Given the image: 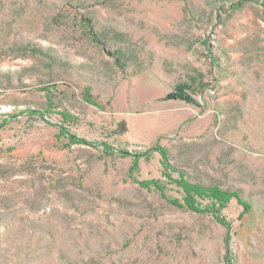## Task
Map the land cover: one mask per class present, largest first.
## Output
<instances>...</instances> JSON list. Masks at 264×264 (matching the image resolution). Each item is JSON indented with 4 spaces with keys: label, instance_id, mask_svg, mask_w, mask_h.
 <instances>
[{
    "label": "rangeland",
    "instance_id": "obj_1",
    "mask_svg": "<svg viewBox=\"0 0 264 264\" xmlns=\"http://www.w3.org/2000/svg\"><path fill=\"white\" fill-rule=\"evenodd\" d=\"M239 2L0 0V264H264V0ZM182 174L248 209L176 205Z\"/></svg>",
    "mask_w": 264,
    "mask_h": 264
},
{
    "label": "trees",
    "instance_id": "obj_2",
    "mask_svg": "<svg viewBox=\"0 0 264 264\" xmlns=\"http://www.w3.org/2000/svg\"><path fill=\"white\" fill-rule=\"evenodd\" d=\"M245 1L246 0H242V2H239L237 5H233V7L241 6ZM116 53L118 55L116 57V61L121 65V67H123L126 61V53L121 51H117ZM51 88H53V86L48 85L42 87L41 89L49 93L51 91ZM166 99L182 100L193 105H198L197 100L194 98L193 94L190 91L189 85L185 83H179L175 85L174 90L166 94ZM162 154L164 155V159H167L165 151H162ZM174 183L182 191V201L175 200V204L196 212L216 213L218 211L217 207H225L230 198L236 197L237 199H239V194L236 191L234 192L222 189L218 185L204 187L200 184L189 182L183 174L180 176V178L175 179ZM155 187L161 190L159 185L155 184ZM197 197L209 198L211 200L210 206L206 210L201 209L199 207V204H197ZM239 200L241 202V205H244V211H246L249 207L248 202L242 199Z\"/></svg>",
    "mask_w": 264,
    "mask_h": 264
}]
</instances>
